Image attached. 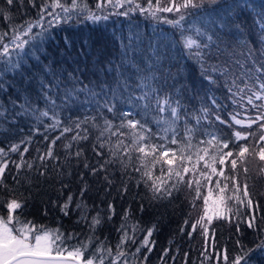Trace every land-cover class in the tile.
Segmentation results:
<instances>
[{
    "label": "trees",
    "instance_id": "obj_1",
    "mask_svg": "<svg viewBox=\"0 0 264 264\" xmlns=\"http://www.w3.org/2000/svg\"><path fill=\"white\" fill-rule=\"evenodd\" d=\"M163 2L0 0V219L98 264H264V0Z\"/></svg>",
    "mask_w": 264,
    "mask_h": 264
},
{
    "label": "flooded vegetation",
    "instance_id": "obj_2",
    "mask_svg": "<svg viewBox=\"0 0 264 264\" xmlns=\"http://www.w3.org/2000/svg\"><path fill=\"white\" fill-rule=\"evenodd\" d=\"M15 233L12 239L0 242V264H81L61 255L72 253L79 257V254L70 249L67 250L61 245L42 249L35 243V236L21 235L18 231ZM85 263L84 261L82 264Z\"/></svg>",
    "mask_w": 264,
    "mask_h": 264
},
{
    "label": "rangeland",
    "instance_id": "obj_3",
    "mask_svg": "<svg viewBox=\"0 0 264 264\" xmlns=\"http://www.w3.org/2000/svg\"><path fill=\"white\" fill-rule=\"evenodd\" d=\"M199 3H201V0H164V2H163L164 5L162 7L164 8V11L166 12L165 13L166 15L165 14H163V15H159L158 14V15L159 16H165V17L174 16L175 15V17H178V16L181 15L180 13L183 12V10H181V9H183V7L187 8L189 6L198 5ZM254 90H256V89H254ZM246 95H247L246 100L249 101L248 100V98H249L251 100L249 102L250 103L252 102L253 105L260 104V102L257 101V99H256L258 97H255L253 95L252 91H251V93H248ZM241 109L235 108L234 111L235 112H240ZM248 154H249V157H251V155H252L251 152H248ZM250 159L252 160V159H255V158H250ZM246 160L248 161L249 158L246 157V158L242 159L240 165H243L244 162H246ZM256 160L257 159H255V161ZM233 161H236V159L234 158ZM225 164H226V162L222 163L223 166ZM252 169H254V170L251 171V173L259 175L260 168H259L257 163L255 165V168H252ZM0 173H1V170H0ZM10 206L12 207L13 205L10 204ZM191 213L195 214L193 216L194 218H198L199 217L198 211H197V206L193 207ZM5 219H9V221H11V218L9 216H6L4 218V220L0 219V242H3V241L8 240V239H12V237H14L16 235L15 231L20 232V230H18L17 228H13V230H12L10 228V225H9L10 222L8 223ZM20 233L23 234V235H25V234H27V235L35 234V243H37V245L40 248H42V249H47L51 245L52 246L54 245V242H53L54 238H52V236L50 234H48V232L47 233H42V232H38V233H31V232L30 233H26L25 232V233H23V232H20ZM72 251L78 252L80 255H83L84 259H85L84 261L85 262L87 261L85 264H98L95 260L92 259V256H90V259L88 258V256L85 257V255H84L85 252H83V251H81V250L75 251L73 249H72Z\"/></svg>",
    "mask_w": 264,
    "mask_h": 264
}]
</instances>
